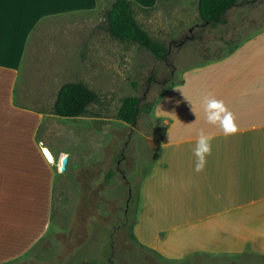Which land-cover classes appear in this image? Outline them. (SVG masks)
<instances>
[{
  "label": "rangeland",
  "instance_id": "374dc122",
  "mask_svg": "<svg viewBox=\"0 0 264 264\" xmlns=\"http://www.w3.org/2000/svg\"><path fill=\"white\" fill-rule=\"evenodd\" d=\"M197 1L133 6L138 23L166 45L163 59L109 36L103 13L110 0L100 1L94 11L72 15L47 36L46 51H33L37 63L29 72L21 70L14 98L43 112L37 138L54 160L57 154L58 166L46 235L24 256L4 264H264V237L254 240L255 247L231 248L235 254L224 249L216 258L207 255L196 263L191 261L196 257L168 259L133 232L141 182L149 186L151 177L166 178L153 162L168 160L167 148L157 157L158 142L173 117L183 113L190 96L207 90L205 82L214 80L217 60L232 51L264 54V0H237L226 22L215 26L202 24ZM27 75L24 103H18ZM69 81H81L98 95L75 118L51 113L59 86ZM127 96L139 99L135 124L116 116ZM186 109L202 111L197 103ZM253 223L264 224V216Z\"/></svg>",
  "mask_w": 264,
  "mask_h": 264
},
{
  "label": "crops",
  "instance_id": "0c3cea01",
  "mask_svg": "<svg viewBox=\"0 0 264 264\" xmlns=\"http://www.w3.org/2000/svg\"><path fill=\"white\" fill-rule=\"evenodd\" d=\"M100 1L0 0V264L24 256L46 235L58 166L57 154L52 163L37 138L43 112L15 102L19 74L37 63L33 51H46L49 34ZM132 1L146 9L160 0ZM214 69L207 90L187 99L158 142L157 157L167 148L168 160L153 163L166 178L141 182L137 194L135 236L172 260L203 263L207 255L216 258L224 249L235 254L232 249L255 247L254 240L264 237V224L253 223L264 216V54L232 51ZM28 79L18 103H24ZM205 96L224 102L238 127L235 135L225 138L205 122ZM189 103L202 111H188ZM201 130L214 139L205 169L197 173L193 149Z\"/></svg>",
  "mask_w": 264,
  "mask_h": 264
},
{
  "label": "trees",
  "instance_id": "16d2710c",
  "mask_svg": "<svg viewBox=\"0 0 264 264\" xmlns=\"http://www.w3.org/2000/svg\"><path fill=\"white\" fill-rule=\"evenodd\" d=\"M237 0H198L197 10L203 25L215 26L226 22L227 11ZM132 0H113L103 13L104 28L109 36L120 42H132L145 48L154 57L163 59L166 45L152 37L136 20ZM98 99L95 91L81 81L63 83L56 92L52 114L75 118L87 112L88 106ZM139 114V99L124 97L117 111V118L135 124Z\"/></svg>",
  "mask_w": 264,
  "mask_h": 264
},
{
  "label": "clouds",
  "instance_id": "9594fccd",
  "mask_svg": "<svg viewBox=\"0 0 264 264\" xmlns=\"http://www.w3.org/2000/svg\"><path fill=\"white\" fill-rule=\"evenodd\" d=\"M203 112L205 122L218 127L220 134L225 138L233 136L238 132L233 114L228 110L222 100L211 96L203 98ZM214 136L206 134L201 130L197 136L193 155L196 157L194 171H204L207 164V157L212 154V141Z\"/></svg>",
  "mask_w": 264,
  "mask_h": 264
},
{
  "label": "bare ground",
  "instance_id": "6f19581e",
  "mask_svg": "<svg viewBox=\"0 0 264 264\" xmlns=\"http://www.w3.org/2000/svg\"><path fill=\"white\" fill-rule=\"evenodd\" d=\"M45 150H47V153H48V155H46L47 159H49L50 161H53L54 158L51 152L46 147H44L43 151L45 152Z\"/></svg>",
  "mask_w": 264,
  "mask_h": 264
},
{
  "label": "snow or ice",
  "instance_id": "6c2138e0",
  "mask_svg": "<svg viewBox=\"0 0 264 264\" xmlns=\"http://www.w3.org/2000/svg\"><path fill=\"white\" fill-rule=\"evenodd\" d=\"M45 155H48L47 150H45Z\"/></svg>",
  "mask_w": 264,
  "mask_h": 264
}]
</instances>
